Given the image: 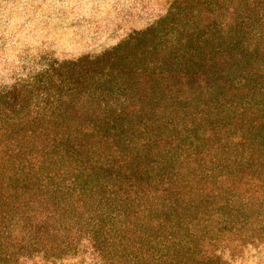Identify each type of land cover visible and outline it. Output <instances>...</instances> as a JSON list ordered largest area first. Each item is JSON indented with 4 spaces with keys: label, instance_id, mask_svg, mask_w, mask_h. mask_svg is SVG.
<instances>
[{
    "label": "trees",
    "instance_id": "16d2710c",
    "mask_svg": "<svg viewBox=\"0 0 264 264\" xmlns=\"http://www.w3.org/2000/svg\"><path fill=\"white\" fill-rule=\"evenodd\" d=\"M131 34L129 67L66 59L49 100L0 84V264H231L264 242V0H174Z\"/></svg>",
    "mask_w": 264,
    "mask_h": 264
},
{
    "label": "rangeland",
    "instance_id": "374dc122",
    "mask_svg": "<svg viewBox=\"0 0 264 264\" xmlns=\"http://www.w3.org/2000/svg\"><path fill=\"white\" fill-rule=\"evenodd\" d=\"M173 1L0 0V84H13L18 80L20 84L32 83L35 88L30 89L32 94L28 92L32 104L37 93L40 95L41 92L49 100L48 95L52 92L41 87L49 81V70L62 66L66 59L79 61L107 57L120 49L121 56L117 58L115 68L123 63L127 68L129 47L126 42L131 32L163 18ZM187 18L177 22L179 27L184 26ZM189 20L192 22L193 18ZM225 20V14H221L210 21L205 19L204 23ZM124 57L126 60H122ZM106 61L108 58L102 61L103 66L108 65ZM77 64L81 66L79 62ZM108 85L112 89L108 100L119 102L129 98L128 81L125 86L119 83ZM36 88H40L37 93ZM39 112L44 113V110L36 112L32 108L28 114ZM122 132L129 134V130ZM227 251L224 258L231 264H264V242L261 239Z\"/></svg>",
    "mask_w": 264,
    "mask_h": 264
}]
</instances>
